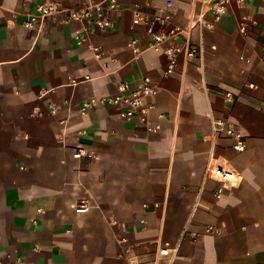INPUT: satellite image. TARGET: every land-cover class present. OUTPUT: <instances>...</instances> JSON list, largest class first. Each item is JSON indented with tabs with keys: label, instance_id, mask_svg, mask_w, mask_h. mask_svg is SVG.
I'll use <instances>...</instances> for the list:
<instances>
[{
	"label": "crops",
	"instance_id": "obj_1",
	"mask_svg": "<svg viewBox=\"0 0 264 264\" xmlns=\"http://www.w3.org/2000/svg\"><path fill=\"white\" fill-rule=\"evenodd\" d=\"M48 1L105 9L112 27L57 14L27 28ZM113 1L0 0L1 264H264V0L220 18L212 0ZM154 34L181 46L174 74ZM144 78L145 118L103 103Z\"/></svg>",
	"mask_w": 264,
	"mask_h": 264
},
{
	"label": "built area",
	"instance_id": "obj_2",
	"mask_svg": "<svg viewBox=\"0 0 264 264\" xmlns=\"http://www.w3.org/2000/svg\"><path fill=\"white\" fill-rule=\"evenodd\" d=\"M112 3L108 6L109 10L116 11L118 6L115 1L111 0ZM255 0H212L208 3L209 10L212 12L215 18H220L225 15L229 7L234 4L237 8H243L248 3L254 2ZM62 14L69 20L74 21H85L88 24L93 25L100 29L111 28L109 21L105 19V9L92 8V7H81L74 10H61L59 6L52 1L42 2L35 6V16L26 23V27L34 29L37 23L44 22L46 19L53 15ZM143 21L140 12L134 13L135 24H140ZM164 18L162 22H165ZM80 40V38H79ZM135 44V42H134ZM152 47L157 50H163L168 59V66L166 70L167 75L174 74L178 68L179 56L182 53V48L177 44L175 40H171L167 36L162 34L153 35ZM201 54L200 49L195 46L189 48L187 56L190 59L196 58ZM89 80V78H86ZM157 94V89L153 85L151 79L144 78L140 88L135 91L128 93L127 88L124 85L120 86V93L115 96H110L103 101L106 105H121L124 107V111L121 113V118L130 120L134 118H145L149 113L152 106L148 103V99ZM91 103L84 105L83 112L90 107ZM214 134L224 135L228 138L235 140L234 148L238 152H244L246 150L245 136L236 130L234 127L229 126L227 123L222 121H215L213 123ZM83 155V152H79ZM206 177L208 179L217 181L219 183H230L237 179L235 172L218 168L214 166H208L206 171ZM90 210V206L87 203H82L76 208V212L83 214ZM170 251L165 248L161 251L162 256H168ZM3 262L2 255H0V264Z\"/></svg>",
	"mask_w": 264,
	"mask_h": 264
}]
</instances>
